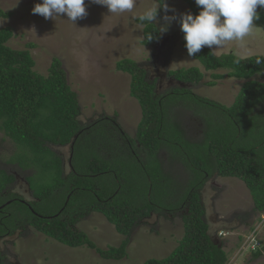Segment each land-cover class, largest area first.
<instances>
[{"label": "trees", "instance_id": "1", "mask_svg": "<svg viewBox=\"0 0 264 264\" xmlns=\"http://www.w3.org/2000/svg\"><path fill=\"white\" fill-rule=\"evenodd\" d=\"M183 1L188 4L190 12L194 15L199 12L200 9L195 4V0ZM258 11L260 19L254 23L258 26L257 28L264 30V9L258 8ZM159 15L162 18L164 13L161 11ZM11 16V12L0 8V18L7 19ZM137 22L144 25L142 44L155 47L156 41L160 39L158 23ZM147 33L153 35L152 40L145 39ZM13 35L10 27L0 28V131L20 150V153L7 163L18 165L20 170L36 167L37 171H41V176L44 175L42 171L50 174L53 169L52 174L48 175L50 181L46 183L47 185L45 183L35 185L37 178L29 180L32 175L25 177L29 190L37 200L30 203L33 209V204L39 199L46 201V205H50L52 203L50 201L62 199L61 206L68 200V196L70 200L58 216L39 217L16 195L8 193V186L17 180V176L0 167V195H8L6 197L9 200L14 199L3 208L4 212H0V264H16L8 259L10 253L6 249L2 250L1 244L8 242V239L12 238L23 224H28L46 237L68 247H87L95 250L103 259L121 261L128 257L127 246L133 230L145 222L146 218L151 217V212L161 213L167 209L172 210L174 208L172 202L179 199L178 195L184 197L182 201L188 198L186 205L178 204L179 208L182 204L186 207V211L181 213L183 237L167 257L151 258L144 264H226L228 253L224 249V241L219 240L210 229L205 209L199 201L201 197L198 191L208 179L206 176L208 173L194 179H191L190 175L192 176L197 170L202 172L201 170L211 169L212 172H218L221 177L241 179L249 189L255 203L250 212L240 214L241 216L237 215L241 217V224L251 226L254 219L252 217L255 216L256 211L264 212V116L257 112L264 106L261 105L264 100V83L255 79L260 75L264 77V64H256V56L242 59L241 63L236 64L235 52L217 55L207 47L193 57L199 61L205 71L226 69L229 77L245 80L239 96L229 108L216 101L202 98L184 86H178L166 90L165 94L157 95V80H150L143 64L132 59L119 61L117 70L130 75V95L137 99L142 110L135 137L131 138L120 130L115 117L104 116L105 118L98 119L87 129V125L78 120L80 115L78 96L67 82L61 60L54 57L48 74L46 76L39 74L35 70L36 62L30 51L35 44L29 43L28 49L24 50L13 49L7 45ZM182 36L184 39L183 32ZM185 43L184 40L183 44ZM170 75L191 85L200 84L204 79V73L200 67L171 71ZM213 76L218 79L225 75L213 74ZM215 84V81L209 83L210 86ZM182 95H187L186 97L198 103L216 109H225L231 113V124L234 126L231 140H224V136L215 137L209 125L207 126L210 129L207 128L201 132L207 141L214 139L212 146L208 149L212 159L205 158L206 165L203 164L204 159H201L199 145L188 142L186 132L178 121L168 120L169 117L172 118L170 106L178 101H171V99L182 97ZM194 115L203 124L206 122L205 115ZM102 130L104 132H101ZM244 130L245 132L248 130L251 136L256 135L257 138L261 136V140L241 141ZM68 145L71 146L73 156L70 161L75 170L66 172L62 148ZM162 145H167L174 150L177 153L173 152L175 157L184 156L185 161L182 165L191 171L188 182L190 187L185 195L182 189H171L173 198L169 203H164V199L169 196L167 190L159 193L155 202L153 200V193L160 188L158 176H160L161 168L164 167L159 158V148ZM204 146L201 153L208 155ZM140 155H143V159ZM82 164L87 166L86 170H81ZM119 164L125 168H132L130 172L134 174V177H128L129 182L132 185L137 183L139 190L144 192L148 189L147 192H151V201L145 202L143 199V204L136 205L133 204L134 196L131 195L133 192L125 191L127 189L132 191L131 188L124 186L121 190H105L104 187L97 186V176L105 170L114 169L119 172ZM163 173L169 181L171 171L168 170L167 173L163 171ZM79 180L85 183L90 182L93 188L88 189L87 185L83 189L71 187L73 182ZM54 189L64 195L56 193L53 196ZM99 190H102L103 194L104 191L113 192L109 196L91 195ZM84 191H89L88 197L85 196L87 199L92 198L88 206L91 208V204L96 203L97 207L95 205L92 207L94 211L102 213L107 221L114 225L116 231L125 236L118 246L101 248L85 231L76 229V222L80 219L78 215L75 216V212L80 201H77L74 195L76 193L87 195L88 193ZM163 196L166 197L163 198ZM8 198L1 200L0 206L6 204ZM60 208L58 207V210ZM35 209L37 211V207ZM262 254L257 250L252 254L251 261L258 259Z\"/></svg>", "mask_w": 264, "mask_h": 264}, {"label": "rangeland", "instance_id": "2", "mask_svg": "<svg viewBox=\"0 0 264 264\" xmlns=\"http://www.w3.org/2000/svg\"><path fill=\"white\" fill-rule=\"evenodd\" d=\"M39 2L41 0H0V8L12 13L10 18H0V28L10 27L12 29L14 35L7 45L13 49L24 50L28 49L29 43L35 44V47L30 51L36 62L35 70L39 74L45 76L48 74V69L54 57L61 60L62 67L66 72L67 82L78 96L80 107L78 120L85 123L87 129L98 119L109 116L110 118L115 117L116 123L121 127L122 132L127 133L131 138L135 137L142 113L137 99L130 95V75L117 70V63L124 59H132L139 64H143L145 68H147L145 62L149 63V70H151L153 62L156 70L164 69L167 71L163 77L155 72V75L159 76L158 85L162 80L161 83H166H164L163 88L159 87V94H165L166 90L171 88L184 86L190 88L191 92L202 98L216 101L218 104L229 108L232 107L239 96L245 80L229 77L226 69L205 71L198 60L188 56L178 20L169 25L168 31L173 33L170 35L174 36V39L168 40L165 47L160 49L164 61L158 62L159 49L155 50L151 46L142 44L144 25L133 19L130 13L110 14L106 7L85 0L87 16L73 23L68 20L66 15L55 19H45L40 15H33L32 8ZM158 2L159 0H137V11L150 3ZM167 3L170 7L176 9L177 16L180 13L190 11L188 4L183 0H167ZM171 14L169 13V15ZM156 23L160 27L164 21L161 18ZM163 42H165L164 39H162ZM245 43L247 45L246 49H239L234 42H229L223 49L212 50L217 55L232 51L245 58L264 53V30L256 28L252 34L245 38ZM192 67H200L204 73L202 82L191 85L180 81L177 86L170 72ZM213 74H224L225 76L217 79ZM255 78L264 83L263 75ZM213 81L216 84L210 86L209 83ZM186 96L182 95V97L171 99V101H178L174 103V106H170L172 118L169 117L168 120L173 121V117L177 118L182 124V128L188 133L190 140L197 141L200 138L199 150L201 159H204L203 164L206 165L205 158L212 159L209 156L208 149L212 146L214 139L207 141L201 132L210 127L215 137L222 138L224 136V140H231L234 132V126L231 124V113L225 109H216L198 103ZM261 105H264V100ZM260 108L257 112L259 115L264 116V106H262L261 111H259ZM194 114L205 115L206 122L203 124ZM101 132H104V130ZM255 136H251L248 130L246 132L244 130L241 141L261 140V136L258 138ZM203 146L208 155H202L201 149ZM62 150L67 164L65 171L69 172L68 159L71 149L68 146L63 147ZM18 153H20V150L17 146L0 131V167L7 169L10 173L19 174L18 182L14 186H8V190L11 192L10 195H16L29 203L34 200V197L28 189L29 186L25 177L32 175L29 180L34 177L37 178L35 185L41 183L47 185L46 183L50 181L48 175L52 174L53 169L50 174L42 171L44 175L41 176V171H37L36 167L29 170H20L18 165L7 163L12 157L15 158ZM168 155V153H164L163 157ZM140 157L143 159V155H140ZM183 161H185L184 156L175 157L174 154L165 160L160 158V163L164 167L161 168L160 176H158L161 184L160 188L153 193L154 202L158 194L165 190L169 192V196H163V198L166 197L164 203H169L172 200L171 189H182L185 195L186 190L190 187L188 182L190 181L191 171L184 168ZM118 166L119 172L114 169L101 172L102 174L97 176V186L104 187L105 190H116L117 188L121 190L124 186L131 188L132 191L129 189L125 191L133 192L131 193L134 196L133 204L136 205L143 204V199L145 202L151 201V192H147L148 189L144 192L139 190L137 183L132 185L129 182L128 177H134V174L130 172L132 168H125L121 164ZM86 168L87 166L81 165V170H86ZM168 170L171 171L169 181L166 180V175L163 173V171L167 173ZM201 171H195L192 176L190 175L191 179L201 177V175H205L204 173H214L211 169ZM226 179L224 181L211 178L208 183L203 184L198 192L201 197L199 201L205 209V216L212 232L216 235L217 228H223L227 231V236L223 237L226 241L224 248L232 253L230 256L232 258L239 252L237 249H239L240 235L244 230L243 227H240V214L250 212L255 203L249 189L241 179L233 177ZM72 184L71 187H76V189H83L85 185L88 189L93 188L90 182L85 183L80 180ZM136 187L138 188L136 189ZM101 191L99 190L91 195L109 196L113 192L104 191L103 194ZM84 192L88 194L76 193L74 195L75 199L80 201L75 212V216L78 215L80 219L76 222V229L85 231L101 248L118 246L125 239V236L119 234L113 227L114 225L109 223L102 213L91 211H94V208H92L94 205L97 207L96 203L91 204V210L89 214L87 213L89 200H92V198L87 199L85 196L88 197L89 191ZM56 193L57 195H64L54 189L53 196ZM0 196V201L8 198L6 197L8 195L1 194ZM178 197V200L172 202V207L174 206L172 210L167 209L161 213L151 212L152 216L149 222L147 220V222H143L133 230L127 246L128 257L121 261L103 259L95 250L87 247H68L46 237L35 229L27 232L26 237L19 238L16 236L12 243H7L6 250L10 253L8 259L18 264H144L145 261L151 258H165L175 249L184 234L181 213L183 214L186 211L183 204L187 203L188 198L182 201L184 197L182 195H178ZM40 200L33 206L34 209L37 207V211L35 209L36 213L45 217L57 213L59 211L58 207H61L63 203L62 199L56 201H50V199L49 201L52 203L44 205L39 203L43 202ZM180 203L183 204L179 208L178 204ZM238 214L240 216H237ZM261 214L262 212L256 211L255 216L252 217L254 218L253 222L258 220L257 224H260ZM243 256L239 260V264H264L263 254L253 262L250 255Z\"/></svg>", "mask_w": 264, "mask_h": 264}, {"label": "clouds", "instance_id": "3", "mask_svg": "<svg viewBox=\"0 0 264 264\" xmlns=\"http://www.w3.org/2000/svg\"><path fill=\"white\" fill-rule=\"evenodd\" d=\"M89 2L106 7L110 14L121 15L124 13H130L133 19L147 24H155L158 22L161 19L159 13L162 11L164 13L162 17L164 23L158 28L160 39L156 41V45L153 47L155 50L159 49L158 55L161 57L162 62L164 60L162 59L163 54L160 52V49L165 47L168 40L171 38L172 40L174 39V36L170 35L173 33L168 31L169 25L173 21H179L181 31L184 33L187 54L189 57H194L205 47L211 50L223 49L229 42H234V44L239 49H246L247 45L245 43V38L252 34L253 31L258 27L254 23V21L260 19V12L258 11V8L264 9V0H195V4L200 9L197 14L194 15L189 11L180 13L177 16L176 9L170 7L167 3V0H159L158 3H150L139 11H137V0H89ZM169 13L172 14L169 15ZM32 14L40 15L45 19H55L62 15H66L68 20L75 23L77 20L85 18L88 13L85 6V0H41V2L36 3L32 8ZM145 39L150 41L153 39V35L151 33H147L145 35ZM162 39H164L165 42L162 43ZM159 57H157L158 60ZM242 59H245V57L237 55L234 62L239 64L241 63ZM255 63L258 65L264 64V53L256 55ZM145 69L147 70L148 77L151 81L159 79V76L155 77L154 79L151 78L152 74L155 75V72L163 74L164 72H167L164 69L160 70L161 72L157 71L156 69H153V72L147 68ZM149 73H151V75H149ZM172 78L176 80L175 77L172 76ZM158 88L159 85L156 81V93L157 95H160L157 92ZM173 119L178 121L182 126L177 118L173 117ZM186 136L189 143L200 145V138L197 139V141H192L190 140L188 133H186ZM173 152L177 154L174 150H171L169 147H167V145H162L160 148L159 157L165 160L166 158L170 157V155H173ZM164 153H168L169 155L163 157ZM70 154L72 153L70 152ZM70 160L71 157L68 159V164L70 167H73ZM72 169L75 170L74 167ZM218 174V172L206 174L208 179L205 181V183H208L211 178H217L221 180L224 179V181L227 180L226 178H229L221 177ZM17 179H19L18 173ZM33 201H37L36 197H34ZM10 203V200L6 202L7 205ZM91 211L93 213L97 212L93 210ZM263 217L264 212H262L260 216V224H257L258 220H254V222L251 223V226L240 224V227H243L244 230L240 235L241 237L238 246L239 249H237L239 252L237 255H234L232 258H230L232 253L228 249L224 248L228 253V261L226 264H239V260L244 257L243 255L247 254L252 256V254L257 250L264 254V224H261ZM150 218L151 217H148L144 221L147 222L148 220L149 222ZM19 229H21V227H19L18 230ZM18 230L12 238L8 239V242L1 244L2 249L6 247L7 243H12L14 241L13 239L19 235ZM215 232H217L216 236L219 238V240H223L225 244L226 241L223 239V237L227 236V231H225L223 228H217V231Z\"/></svg>", "mask_w": 264, "mask_h": 264}, {"label": "flooded vegetation", "instance_id": "4", "mask_svg": "<svg viewBox=\"0 0 264 264\" xmlns=\"http://www.w3.org/2000/svg\"><path fill=\"white\" fill-rule=\"evenodd\" d=\"M149 64V63H148ZM148 64L145 62V65H146V67H147V69H149L148 67H150V66H148ZM151 69H154L155 70V68H154V64H153V62H152V64H151ZM159 76L160 77H163L164 75H163V73H159ZM174 79V78H173ZM163 81V80H162ZM161 81V82H162ZM174 81H175V84L178 86L179 85V83H180V81H178L177 79L175 80L174 79ZM160 82V84H159V87L160 88H163L164 87V83H161ZM166 84V83H165ZM160 88H158V89H160ZM157 89V92L159 93V90ZM117 124V123H116ZM118 125V124H117ZM119 126V125H118ZM119 128H121L120 126H119ZM66 161H65V159H64V168H66ZM69 165V164H68ZM69 167H70V165H69ZM71 169L73 168L72 166L70 167ZM70 169V170H71ZM69 170V171H70ZM72 171V170H71ZM16 176H17V173H14ZM16 182H18V180H15V182H13L11 185H15L16 184ZM12 186V187H13ZM9 194H11V192L9 191L8 192ZM73 193V192H72ZM71 193V194H72ZM20 199V198H19ZM70 200V196H68V200L61 206V208H60V210L57 212V213H55L54 215H56V216H58L59 214H61L62 212H63V210H64V208H65V206L67 205V202ZM20 201H22V199H20ZM24 201V200H23ZM24 203V202H23ZM30 203L31 202H29V203H27V202H25V204L27 205V206H29V208L33 211V212H35V210L33 209V207L30 205ZM39 203H41V204H44V205H46V201L45 202H39ZM5 206L7 205V204H4ZM4 205H1L0 206V212H4L3 211V208L5 207ZM186 205V204H185ZM89 210H90V207L88 206V212H89ZM87 212V213H88ZM36 213V212H35ZM39 217H42V218H51V217H53L54 215H52V216H47V217H45L44 215H41V214H39V213H36ZM21 227V231H19V235L17 236V237H19V238H21V237H26V235L28 234L27 232H30V231H32V227H30V226H28V224H23L22 226H20ZM4 250L6 249V247H4L3 248ZM2 249V250H3ZM16 264H18L17 262H15Z\"/></svg>", "mask_w": 264, "mask_h": 264}, {"label": "water", "instance_id": "5", "mask_svg": "<svg viewBox=\"0 0 264 264\" xmlns=\"http://www.w3.org/2000/svg\"><path fill=\"white\" fill-rule=\"evenodd\" d=\"M158 62H162L161 57L159 58ZM151 70H152V72H153V69H151ZM157 71H160V70H157ZM160 72H161V71H160ZM163 75H165V72H164ZM155 77H158V76L152 74L151 78L154 79ZM68 146L71 147L70 145H68ZM68 146H67V147H68ZM70 157H72V154H70ZM210 229H211V228H210ZM216 237H217V236H216ZM217 238H218V237H217Z\"/></svg>", "mask_w": 264, "mask_h": 264}, {"label": "built area", "instance_id": "6", "mask_svg": "<svg viewBox=\"0 0 264 264\" xmlns=\"http://www.w3.org/2000/svg\"><path fill=\"white\" fill-rule=\"evenodd\" d=\"M261 224H264V217H263V220H262V223Z\"/></svg>", "mask_w": 264, "mask_h": 264}, {"label": "crops", "instance_id": "7", "mask_svg": "<svg viewBox=\"0 0 264 264\" xmlns=\"http://www.w3.org/2000/svg\"><path fill=\"white\" fill-rule=\"evenodd\" d=\"M224 180V179H223Z\"/></svg>", "mask_w": 264, "mask_h": 264}]
</instances>
